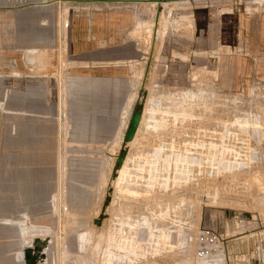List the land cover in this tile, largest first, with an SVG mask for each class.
Listing matches in <instances>:
<instances>
[{"label":"rangeland","instance_id":"obj_1","mask_svg":"<svg viewBox=\"0 0 264 264\" xmlns=\"http://www.w3.org/2000/svg\"><path fill=\"white\" fill-rule=\"evenodd\" d=\"M33 13L46 26L19 30H35L30 66L51 77L28 106L0 104V157L28 122L38 138L19 165L49 169V186L30 202L0 186V264H25L36 238L50 264L264 263V0H50ZM203 226L226 238L211 258L196 255Z\"/></svg>","mask_w":264,"mask_h":264},{"label":"crops","instance_id":"obj_2","mask_svg":"<svg viewBox=\"0 0 264 264\" xmlns=\"http://www.w3.org/2000/svg\"><path fill=\"white\" fill-rule=\"evenodd\" d=\"M49 7L50 0H0V104L5 108L28 106L29 103L24 101L27 100L30 91L36 90L34 89L36 86L37 89L42 86L44 90L48 78L51 77L49 72L48 74L39 72L30 66L35 65L36 62H31L28 59L26 49L32 47L29 44L35 40V30L28 31L25 29L24 33L19 30L22 26H46L44 20L33 17V11L37 9L45 12ZM19 9H26L25 15L29 17L20 19ZM44 33L43 29L41 36ZM29 39L31 41H28ZM20 49L25 50L24 57L19 56ZM44 64L46 63L44 62ZM83 68L72 69L71 73L74 74L75 79H82L84 75L95 77L94 72L92 74L89 73L90 71H82ZM105 77L108 78V76H102V78ZM36 81L38 84H35ZM73 85L77 86V84ZM35 132L33 125L28 122L17 121L15 126L9 127L8 132L3 137V147L6 151L1 152L0 166L4 165L5 169L0 175L2 182L0 186L6 189L10 188L22 202H30L45 195L49 186V183L45 182L50 176L49 169L19 165L24 155L28 160L29 149L33 147V143L38 138ZM18 147H23L26 150L18 152L15 150ZM10 180L13 181L10 182ZM0 197L2 200L7 199H4L3 196Z\"/></svg>","mask_w":264,"mask_h":264},{"label":"built area","instance_id":"obj_3","mask_svg":"<svg viewBox=\"0 0 264 264\" xmlns=\"http://www.w3.org/2000/svg\"><path fill=\"white\" fill-rule=\"evenodd\" d=\"M225 240L226 238L222 237L221 233L216 229L209 226L201 227L197 236L196 255L200 258H211L214 254V250H216L220 243H223ZM207 264L212 263L208 262ZM251 264L261 263L254 262Z\"/></svg>","mask_w":264,"mask_h":264},{"label":"water","instance_id":"obj_4","mask_svg":"<svg viewBox=\"0 0 264 264\" xmlns=\"http://www.w3.org/2000/svg\"><path fill=\"white\" fill-rule=\"evenodd\" d=\"M140 110L134 109L131 112L130 120H129V126L126 130L124 137L126 139H130L133 134L134 130L136 129L138 122L140 120ZM121 159V156H119ZM45 241L36 238L33 242V246H27L24 248V263L25 264H46L45 262H41L42 259H40L39 255L42 252V246L44 245Z\"/></svg>","mask_w":264,"mask_h":264},{"label":"bare ground","instance_id":"obj_5","mask_svg":"<svg viewBox=\"0 0 264 264\" xmlns=\"http://www.w3.org/2000/svg\"><path fill=\"white\" fill-rule=\"evenodd\" d=\"M21 29H22V28H21ZM26 54H27V53H26ZM27 55H28V59L31 61L30 52H28ZM28 59H27V60H28ZM32 64H33V63H32ZM139 121H140V120H139ZM138 123H139V122H138ZM136 128H137V127H136ZM134 132H135V130H134ZM133 136H134V134H133ZM133 136H132V137H133ZM132 137H131V138H132ZM39 232H40V230H35V233H39ZM111 242H112V241H111ZM107 246H108V245H107ZM107 246H106V247H107ZM109 248H111V247H109ZM109 250H111V249H108V250L105 249V251H109ZM43 254H46V256H47V253H46V250H45V246H43L42 252H41L40 255H39L40 259L42 258ZM107 257H108V256H107ZM46 258H47V257H46ZM108 259H109V258H108ZM188 259H189V258H188ZM191 260H192V259H191ZM45 263H46V264H50V263H48V262H45Z\"/></svg>","mask_w":264,"mask_h":264}]
</instances>
